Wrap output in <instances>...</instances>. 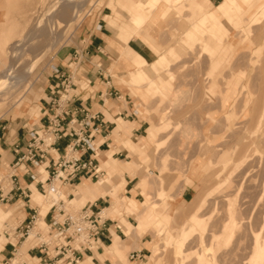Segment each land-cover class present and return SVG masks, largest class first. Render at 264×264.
Masks as SVG:
<instances>
[{
  "label": "rangeland",
  "instance_id": "374dc122",
  "mask_svg": "<svg viewBox=\"0 0 264 264\" xmlns=\"http://www.w3.org/2000/svg\"><path fill=\"white\" fill-rule=\"evenodd\" d=\"M105 1L106 0H0V71L8 64L0 73V77L8 73H13V78L16 80V85H13L14 88L11 87V90H7L6 93L0 94V117L10 115L12 117H19L23 119L24 122H27L37 115L38 100L40 96H43L45 76L50 72L49 65L52 63L53 55L57 50L73 45L76 42V32L85 19H93L96 14H111L110 9L105 5ZM237 1L242 2L241 0ZM70 3L71 10L68 8L69 26L67 24H65V26L63 20L61 21L59 19L58 12H62L64 4ZM261 3H264V0H252L250 5L245 4V8L248 11L244 12L241 10L239 15L245 13L242 19L246 21V19H249V15L253 12L254 8ZM151 6L152 4L149 0H139L134 8L144 18H147V11ZM118 7L125 12L120 6ZM185 10H187V7H183V14H181L180 10H175L176 14L170 15V20L167 22L168 26L166 25L163 28H159L157 31L158 38L152 41L154 43L153 45L158 47L159 52L164 55L168 52V50L162 49L164 46H173L177 48L179 56L175 59H171L169 68H164L163 72L165 71L164 73L169 81L170 87L168 90L173 91L175 89H182L188 93L186 94L187 96L185 95L187 99L176 105H171L167 101L169 96L166 94L165 97L157 95L149 100L140 101L139 98L132 96L128 90H126V95L134 105L140 103L141 108H144L145 115H148V113L151 114L149 117L155 121L153 124L157 133L156 138L158 139L157 144L153 145V143H151L147 148V155H150V158L139 163L140 174H144L146 180H151L150 193H146L147 199L145 200L146 207L144 212H149L152 207L151 204L159 200V202L161 201V206L158 205V208L154 210L155 214L158 216L161 211L165 209L163 203L169 204V209L167 210L168 216L166 215L167 217L161 218H168L166 219L165 226L162 224H157L158 226L153 224L147 231L142 232L143 236L145 235V239H148L146 242H152L150 253L147 250L142 260H145L146 257L149 258L150 254L155 255V264H193V260L184 261V251H190L195 248L198 249V246V250L201 251V249H204L203 246L207 245L206 243L208 241V245H211L212 233H216L219 226L223 224V218L227 212V204L225 203H228L230 199L232 203H234L233 207L237 210L239 209L238 212L242 215H240L239 218L242 217L244 218L243 220H245L246 215L248 216V220H245L246 223L242 220L244 229L245 227L246 229H250L252 226L253 231H256V229L258 230L259 227L258 231H260L262 227V217L264 216V213H262V211L264 212V186H262L264 180V155L262 156V154H264V143H255V141L261 137V134L264 133V119H262L264 118V9L255 19H252L251 24H249V26H251L250 34L253 35L251 37H246L245 31L231 28L226 24L229 35H232L229 41H237L239 44L233 43L230 52L223 53L228 58L225 64L219 65L217 68L218 70L216 69L211 77L207 69V57L201 53L198 55L200 50L197 44L192 46L184 45L179 48L180 44H178V42L185 40L179 39V37H181L179 33L188 28L192 29V24L197 23V19L191 18L189 16L190 12H185ZM143 11L145 13H143ZM74 15H76V20ZM231 15L236 17L238 13L232 12ZM58 20L61 23H58ZM49 26H51L52 29L49 30L48 35H51L53 38L48 35L44 36V34H47L46 30ZM166 27H169V29ZM50 31L54 35L52 33L50 34ZM22 33L23 36L12 45ZM233 35H235V37ZM49 38L51 39L49 40ZM25 40H33L30 48L32 51L34 50V54L33 52L27 53L28 55H25L21 61L22 63L24 61L25 64L23 63L24 65L22 64L20 68H17V66L12 67L11 59L20 51V46H22L21 43ZM31 53L33 56H31ZM35 54L36 56L34 59ZM40 54L43 55L41 56ZM30 56L32 57L31 60ZM37 57L40 58L38 59ZM27 64L28 66H25ZM153 69L159 71L156 64L153 66ZM125 75L126 73L124 72L120 78L124 80ZM84 83L85 81L81 80L78 84L84 87ZM230 85L232 86L230 101L228 105H222L223 100L227 97V91ZM204 87H207V89ZM208 88L212 89L208 90ZM151 90L153 94L156 95L155 89L152 88ZM223 92L225 93L223 94ZM21 102L26 104L27 107L25 109H23L22 106L24 105H22L23 103ZM29 108L34 110L32 111L33 113H29ZM165 113H168L166 115L169 118V122H171L169 127L158 124L160 115ZM212 118H215L214 121ZM227 119L233 120L234 125L231 127L235 132L234 135L232 134L233 131L230 132L226 129ZM258 120L260 121L258 127L259 133H257L256 128ZM179 121L180 124L177 125ZM182 124L185 125V127L189 126L187 128L193 131L194 134L191 135V137H181ZM260 131H262V133ZM207 144L213 145L214 151L210 152L209 150L208 152V150H206ZM229 147H233L235 150L234 157H237L236 155L244 148L248 150L245 165L227 174L230 176L231 186H221L224 181L223 179L226 177L227 170L230 168L231 162L229 160L223 161V164L219 163L218 165L197 171V174L192 178V183H186L185 179L191 178L190 173H193L190 171L193 169L195 170L193 162L200 153L208 152L218 155V153L222 152V149L225 150ZM253 149L256 151L254 152ZM148 171L152 174L148 173ZM151 175L153 177H151ZM162 177L163 188L166 189V196L161 200L156 196L158 194V188L160 187L159 182ZM0 178L1 184L6 186L4 183L6 174L4 172L0 174ZM184 186H190L191 195L186 201H178L177 193ZM203 192H210L207 194L206 205L204 204L202 209L194 210L198 201L197 198L200 199L198 196H202ZM218 194H221V198ZM137 199L143 200V195H138ZM193 202L195 203L193 204ZM63 205L65 207V203ZM248 206H250V208H248ZM78 207H80V204L73 210L67 211L73 212ZM137 208L138 207H136V209ZM240 208L242 213L240 212ZM247 209H249V211ZM247 211L250 212L249 215ZM254 211L257 212L255 213ZM208 213L212 216L209 221L207 220V217L210 216ZM244 213H246V215ZM122 215L125 218L131 217V223L135 222L132 215L126 213H122ZM254 216L256 217L253 220ZM14 217H16V215L12 214L9 218L5 219L4 222H8L9 225H14ZM194 217L200 222L203 230L201 232L202 236L196 237L198 241L194 237L190 239V241H187L186 244L176 249L173 244L175 240L173 237L178 240L179 231L183 227L182 224L184 221L189 222V220ZM218 220H220L219 222H221V225L217 224ZM259 221L261 222L260 225L258 223ZM207 224L210 226V231H212L211 234ZM213 224L215 228L218 225L217 230L213 227ZM252 224H255L254 227ZM146 227L147 226H144L142 228ZM221 227L219 229H221ZM44 229L45 226H43L42 229L38 228L36 231H43ZM135 232H137V230ZM248 232L250 231H247L245 236L241 235V239L243 240L236 243L237 245L234 246L231 242V245L228 244L223 247V250L226 252L232 249L234 252L235 250L234 254L236 258L231 264H241L242 260L246 262V259L250 255L251 244L249 240H251L252 243V238L251 232ZM247 233L250 235L247 236ZM218 234H220V232H218ZM132 235L126 239L127 243L133 241ZM204 238L206 240L205 243ZM236 240L237 237L234 241ZM34 241L35 240L32 239L31 242H29L30 245H32ZM134 248L139 249L140 246L136 245ZM126 257L131 264H133V261L141 259H129L128 254ZM241 257L243 258L242 260L240 259ZM208 258H210V256H208Z\"/></svg>",
  "mask_w": 264,
  "mask_h": 264
},
{
  "label": "crops",
  "instance_id": "0c3cea01",
  "mask_svg": "<svg viewBox=\"0 0 264 264\" xmlns=\"http://www.w3.org/2000/svg\"><path fill=\"white\" fill-rule=\"evenodd\" d=\"M138 1L106 0L105 5L111 14H96L93 19H85L76 32V42L55 52L49 65L50 72L45 76L43 96L38 100V113L33 119L24 122L10 115L0 117V173L3 169L6 174V186L0 182V264H52L50 257L32 247L29 242L34 239L32 233L35 236L38 228L42 229L45 223L57 218L65 207L73 210L80 204L77 209L83 210L90 218L101 217L96 224L99 231L96 243L89 250H81L78 264H119L115 253L118 247L125 257L132 251H139L141 259L133 261V264L145 263L147 257L145 260L142 258L147 250L150 253V242H146L148 239L142 232L153 224L165 226L168 218H161L168 216V203H163L165 209L162 208L158 216L153 210L144 212L145 199L139 200V207L134 208L141 190L150 193L151 188V180L140 179L136 170L140 171V162L150 158L147 148L151 143L157 144L158 139L153 124L155 121L149 117L151 114L145 115L140 103L134 105L126 95V90L140 101L159 95L153 94V87L146 85L147 80L140 76L157 62L163 63L164 57L163 53L155 50L159 48L153 45V41L150 46L140 36L123 27L128 10ZM219 1L195 0V4L200 12L211 16L227 15L231 8L233 13H238L235 18L240 19L245 13L239 15V12H247L245 5L237 0ZM149 2L158 9L166 24L170 15L176 14L161 0ZM53 68L60 75H68L75 83L71 87L75 96L68 102V111L60 114V124L72 128L79 136H89L93 151L82 149L73 154L81 160L90 159L99 170L96 174L91 173L90 169L77 172L69 182L56 190L59 194L56 204H52L48 192L44 195L43 189L53 161L62 157L66 145L74 136L64 135L54 140L41 164L16 165L14 161L17 154L13 151L15 146L22 150L29 139L28 131L42 129L55 113V105L50 101L57 97L54 89L58 87L60 78ZM124 72L126 75L122 80L120 76ZM81 80L85 81L84 87L78 84ZM22 105L23 109L27 107L25 103ZM28 111L33 113L34 110L29 108ZM125 166L129 169L126 170ZM148 173L152 174L150 171ZM196 174L190 173L191 178L185 179L186 183H192ZM190 195V186H184L178 191L177 199L186 201ZM122 213L132 215L135 222L131 223V217L125 218ZM12 214L16 215L15 224L9 225L4 221ZM32 215L35 220L29 230L31 234L22 240L19 233L33 221L30 220ZM142 224L147 227L142 228ZM136 230L133 241L127 243L126 239ZM136 245L140 248L135 249Z\"/></svg>",
  "mask_w": 264,
  "mask_h": 264
},
{
  "label": "bare ground",
  "instance_id": "6f19581e",
  "mask_svg": "<svg viewBox=\"0 0 264 264\" xmlns=\"http://www.w3.org/2000/svg\"><path fill=\"white\" fill-rule=\"evenodd\" d=\"M161 1L164 2L165 5H168L169 8H171L174 11L175 10H180L181 14H183V12H182L183 7H187V10H185V12L186 11L187 12L189 11L190 12V15L189 16L191 18H196L197 19V23L196 24H192V27H193L192 29H189L188 28L189 26H188L187 27L188 29H186L185 31L179 33V34H181V37H179V39L180 40L181 39H185V40L184 41L181 40V42L179 41L178 44H180L179 48L180 47H183L184 45H186V46H192V45L197 44L199 46V50L200 51H199V53L198 52L197 53H198V55L200 53L203 54V55H206L207 62H208L207 69L210 72V77L215 73V71L219 67V65L225 64V62H226V60H227L228 57L225 56L223 53L224 52L225 53L230 52V49H232L231 46H233V43L239 44V42H237V41L236 42L233 41V40L232 41H229V39L231 38L232 35L231 36L229 35V30H228L226 24L229 25V27H231V28H234V29L237 28V29H240L242 31H245L246 32V35L245 36L246 37H251L253 35L250 34V28H251V26H249V24H251L252 19H255L256 16H258L261 13V11L264 9V3H261L260 5L258 4L259 6H257L256 8H254L253 12L249 15V19H246V21H244L242 18L236 19L235 17H233V15H231V13H232V9L231 8H229L228 11L226 10L227 13H228V14L226 13L227 15L223 14L222 16H220V15L219 16L218 15L211 16L209 14L200 12L199 7H197L196 4H195V0H161ZM241 1H242L241 4H243V5H245V4L246 5H250V3H251L252 0H241ZM63 6H64V8H63L62 12H58L59 19L61 21L63 20L64 25L65 24L68 25L69 24L68 23L69 22L68 8L71 10V8H70L71 7V3L70 4H64ZM151 7L147 11V14H148V17L147 18H144L134 7L133 8H130L128 10L126 19L123 21V26L125 28H127L130 33L136 34V35L140 36L150 46H151L152 40H156L158 38V36H157L158 29L159 28H163L164 26L167 25L166 22H165V20H164V18L160 15L158 9H156V7L153 6V5ZM185 15H187V14H185ZM75 16L76 15H74V18L76 20V17ZM65 22H67V23H65ZM58 23H61V22L58 20ZM58 23H56V24H58ZM166 28L169 29V27H166ZM50 29H52L51 26H49V28L46 30V33L47 34L46 35L44 34V36H47L49 34V30ZM51 33L52 32L50 31V34ZM235 34H236V31H235ZM233 36L235 37V35H233ZM49 37H51V35ZM51 38H53V37H51ZM51 38H49V40ZM32 42H33V40H25V41H22V43H21L22 46H20V51L15 56H13V58L11 59V66L12 67H16L17 66V68H20V66L24 63V61H23V63L21 62L22 61V58L25 55H28L27 53H29V52H33V54H34V50L32 51V49L30 48L32 46L31 45ZM46 47H47V45H46ZM162 49L168 50V52H167L168 55L167 54L164 55V57L162 59L163 60V63L162 62H157L156 63V65L158 66L159 71H155L153 69V67H151V68L145 69V72H143V74L140 77H142L143 79L147 80L146 85H151L155 89L156 94H159V95H161L163 97H165L166 94H167L169 96V98L167 100L168 103L171 104V105H176L177 103H180L182 101H185V99H187V97H186L187 95L186 94H188V93H186V91H184L182 89H175L173 91H169L168 90V88L170 87L169 81L167 79L166 74L164 73L165 71L163 72V70H164L163 68L168 67L170 65V63H171V59H175L176 57L179 56V52H178L177 48L176 47L174 48L173 46H164ZM155 50L156 51H159L157 49H155ZM33 54L31 56H33ZM31 56H30V60L32 59ZM35 56H36V54L34 55V59H35ZM199 58H198V60H199ZM27 63H30V62H27ZM25 66H28V64L25 65ZM13 85H16V80H15V78H13V73H8V74H5L2 77H0V94L1 93H6L7 90H11V87H13ZM240 86H241V84H240ZM139 87H141V86H139ZM231 88H232V86L230 85V87L228 88V91H227V97L223 100V104L222 105H228V102L230 101V95H231L230 91L232 90ZM205 89H207V87ZM211 89L212 88H208V90H211ZM208 90H207V92H208ZM137 91H138V89H137ZM209 93H210V91H209ZM224 93L225 92H223V94ZM206 94H205V96H206ZM210 95H211V93H210ZM207 97H209V96H207ZM204 99H205V97H204ZM166 114H168V113H165V114H161L160 115V117L158 119V122H159L158 124L163 125L164 127H169L170 124H171V122H169V120H168L169 118L167 117ZM214 119L215 118H212L213 121H214ZM262 119H264V118H262ZM180 121L177 122V125L180 124ZM226 123H227V125H226L227 128L226 129L229 130L230 132H232L233 131L232 130L233 128L231 126L234 125L233 120L227 119V122ZM259 124H260V121L258 120L257 121V127H256L257 128V133H259V129H258ZM185 125L182 126L181 137L182 138H187L189 136L191 137V135H193L194 133H193V131L191 129L187 128L189 126L185 127ZM176 129H177V127H176ZM260 132L262 133V131H260ZM232 134L234 135L235 132L233 131ZM238 134H237V136H238ZM238 140H239V138H238ZM256 142H262V143H264V133L261 134V137H259V139H257L255 141V143ZM224 146H225V144H224ZM263 147H264V145H263ZM225 148H226V146H225ZM206 150H208V152H209V150H210V152L211 151H214L213 150V145L207 144ZM253 150H254V152L256 151L255 149H253ZM217 151H218V149H217ZM247 151L248 150L246 148H244L243 150H241L239 152L238 155H236L237 157H234L235 156V150L233 149V147H229V148H227L225 150L222 149V152L220 151L221 153H218V155L217 154L214 155L215 153L214 154L213 153L210 154L208 152L207 153H202V154L200 153L199 154L200 157L198 156L197 159L193 162V165H194L195 170L193 169L190 172H193V173L196 172L197 173V171H199L201 169L209 168V167H212L214 165H218L219 163L220 164H223L222 163L223 161L229 160L231 162L230 168H228L227 173H226V177H225V179H223L224 181H223V184L221 185L222 187H229V186H231V181H230V176L227 175V174L231 173L235 169L242 168V166L245 165V160L247 159L246 158ZM263 155L264 154H262V156ZM125 169L128 170L129 168H127L125 166ZM2 172H3V169L1 171V173ZM136 173H137V176L140 179H142V178L146 179L144 174H142V175L140 174L141 171L136 170ZM147 181H149V180H147ZM234 183H235V181H234ZM159 185H160V187L158 188V194H157L156 197H158V199H161L162 200V198L164 196H166V190L163 188V177L161 178V180L159 182ZM262 186H264V180H263V185ZM145 191L146 190L142 189L140 195H143V199L146 200L147 198H146V192ZM205 193L203 192V195L202 196H198V197H200V199L197 198L198 201H197V203L195 205L194 210L195 209L196 210H199V209H202L204 207V204L207 202V197H208L207 194L210 193V192H208L206 194ZM48 194H49L50 200L52 201V204H56V202L58 201V195H59L58 192H56V191L55 192H48ZM218 195L220 196L221 194H218ZM226 197H225V199H226ZM220 198H221V196H220ZM228 198H229V196H228ZM255 200H256V198H255ZM194 201H196V200H194ZM157 202H159V200ZM159 203L158 204L156 202H154L152 204L150 203L151 206H152L151 207V210H153V211L156 210L158 208L157 206L159 205ZM194 203L195 202H193V204ZM225 204H227V208H226V211L227 212H226L225 217L222 214V216L224 217V218L222 217L224 219L223 224L221 225V222H219L220 220H218L219 223L217 222V224H220L222 226V227L219 226V228L221 227V229L218 228V230H219L218 231L217 230V226L218 225L215 228V225L213 224L214 225L213 227L218 232H220V234H218L217 231H216V233H212V231H210V228H209L210 226L207 224L208 225V228H209V231H210V234L212 233V236H211L212 243H211V245H208V243H209V241H208L206 243L208 246L207 245H204L203 246L204 249H201V251L198 250L199 249V246H198V249H196L194 247L195 249H192V250L186 251V252L184 251V253H183L184 256L182 255L184 261L186 262V261H189V260H193L192 261L193 264H231V263H233L234 259L236 258V255L234 254L235 250L233 252L232 251L233 249L229 251V249L227 248L229 252H226V251L223 250V247L224 246H227L231 242L233 243L234 246L237 245L236 243H239L240 240H243V239H241L242 238L241 235L245 236L246 235V232L247 231H250L251 232V238H252V243H251V240H249L250 241V244H251L250 245L251 246V248H250L251 253L248 256V258L246 259V262H244L245 260L244 261L242 260L243 259L242 257L240 259L244 262V264H264V216L262 217L263 220H262V227H261V230H260L261 232L258 231L260 227L258 228V230L255 228L256 231H253L252 226H251L252 229L251 228L250 229L247 228L248 229L247 230L246 227H245V229L243 228V226H242L243 225L242 224V220L244 218H242V217L239 218V216L241 214H239V212H238L239 209L237 210L236 208L233 207V204L234 203H232V200L231 199H230V201L228 200V203H225ZM253 205H255V204H253ZM250 206H248V208H250ZM136 207H139V200H136V202H135L134 208L136 209ZM213 207H214V205H213ZM212 210L214 212V209L213 208H212ZM247 210L249 211V209H247ZM145 211H147V210H145ZM240 212H241V208H240ZM244 212H246V211H244ZM254 212L256 213L257 211H254ZM222 213H223V211H222ZM262 213H264V212L262 211ZM224 214H225V212H224ZM244 214L246 215V213H244ZM249 214H250V212H248V215ZM201 217H203V216H201ZM255 217L256 216L253 217V220H254ZM198 218H199V216H198ZM207 218H208L207 220L209 221L212 218V216L210 215ZM245 220H248V216L247 215H246ZM245 220H243V221H245ZM245 223H246V221H245ZM258 223H259V225L261 224L260 221ZM33 225H34V223H33ZM254 225H253V227H254ZM142 226L144 227L146 225L142 224ZM182 226L183 227L179 231L178 240H174V242H173V244L176 247V249H178L179 246H182V245L186 244V242L187 241H190V239H193L194 237H195V239H197L196 238L197 236L198 237H201L202 236L201 235V232L203 230H202V227L200 225V222L198 221V219L196 217L191 218V220H189V222L184 221V223L182 224ZM207 232H208V230H207ZM250 232H248V233H250ZM257 232H260V233H257ZM248 233H247V236L250 235ZM30 234L31 233L28 231L27 237ZM136 234H137V232L134 231L133 235H136ZM31 235L34 237L33 233ZM133 235H132V237H133ZM247 236H246V239H247ZM236 237H237V240H236L237 242L234 241V239H236ZM208 238H209V236H208ZM197 241H198V239H197ZM205 241L206 240L204 238V243H205ZM122 242H123V240H122ZM151 245H152V242H150V246ZM196 245H199V244H196ZM236 247H238V246H236ZM117 249L118 250H115V253H116L117 258L119 260V264H130L128 262V260L126 259V257L122 254V250L119 249V247ZM208 256H210V258H208ZM242 261H241V264H243ZM155 263H156L155 255H150L149 258H147V260H146L145 263H140V264H155Z\"/></svg>",
  "mask_w": 264,
  "mask_h": 264
},
{
  "label": "built area",
  "instance_id": "2783aa9c",
  "mask_svg": "<svg viewBox=\"0 0 264 264\" xmlns=\"http://www.w3.org/2000/svg\"><path fill=\"white\" fill-rule=\"evenodd\" d=\"M53 72L58 74L60 78L58 87L54 89L57 97L50 101L55 105V113L42 129L28 131L29 139L22 150L16 146L13 148V151L17 154L14 164L36 165L41 164V161L48 155V150L53 145L54 140L64 135L74 136L66 145L62 157L53 161L50 174L46 180L47 184L43 189L45 194L58 190L61 185L69 182L80 170L90 169L93 174L99 171L90 159L81 160L73 154L76 153V150L82 149H90L92 153L93 151L88 141L89 136H79L72 128H68L67 125L62 127L60 124L62 119L60 114H65L68 111V102L75 96L71 91V87L75 83L71 81L68 75H60L54 68ZM100 218L99 216L96 218L97 220L90 218L83 210L76 209L71 212L64 208L57 218H54L48 224L45 223L43 231L38 230L35 232V241L31 246L36 247L43 254L50 257L52 264H78L81 250H89L96 243V236L99 234L96 224ZM30 220L33 221L28 223L19 233L22 240L27 237L28 231L33 226L35 220L33 215ZM138 252H130L129 259L141 258Z\"/></svg>",
  "mask_w": 264,
  "mask_h": 264
}]
</instances>
